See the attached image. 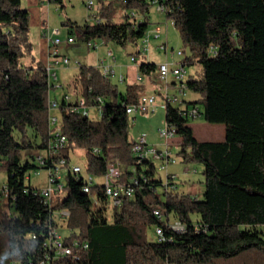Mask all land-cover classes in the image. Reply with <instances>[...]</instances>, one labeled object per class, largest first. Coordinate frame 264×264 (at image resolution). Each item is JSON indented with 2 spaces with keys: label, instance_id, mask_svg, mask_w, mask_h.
I'll return each instance as SVG.
<instances>
[{
  "label": "trees",
  "instance_id": "16d2710c",
  "mask_svg": "<svg viewBox=\"0 0 264 264\" xmlns=\"http://www.w3.org/2000/svg\"><path fill=\"white\" fill-rule=\"evenodd\" d=\"M53 1L63 4V0ZM100 1L101 22L79 25L68 20L66 24L80 29L85 40L121 45L138 44L147 34L148 0L123 3L121 21L115 20L119 13L116 0ZM164 1L171 9L166 16L179 29L184 44L191 47L192 53L184 56V62L201 65L199 76L188 77L189 89L199 95L191 103H203L201 114L207 122L225 124L226 137L222 141L197 139L180 107L168 105L165 118L177 126L183 138L184 161L204 165L203 199L178 193L175 188L165 202L160 201L155 189L162 188V180L149 160L145 167H136L151 179L114 209L104 184L96 179L107 172L111 152L119 155L125 170L123 180L134 173L130 167L135 164V139L130 138L126 103L136 102L144 85L129 83L122 93L103 75L101 67L79 66L72 90L76 98L83 95L89 106L103 97V114L85 115L73 109V100L57 98L61 104L56 112L67 135L66 146L59 153L67 158L65 195H55L53 205H46L27 182L30 170L37 166L30 160L23 162L21 153L34 147L47 148L49 99L56 89L49 85L45 65L23 63L34 50L29 10L22 0H0V170H6L11 194L16 197V215L0 204V231L9 237L8 259L0 264H31V260L37 264L49 226L59 224L53 219V209L70 211L67 227L72 232L67 240L78 238L89 243L80 259L66 257L55 264H264V236L250 228L264 227V0ZM138 11L144 19L138 18ZM156 70V62L142 60L139 64L140 75L149 76L151 82ZM30 130L38 141L30 137ZM79 148L85 150L87 175L83 169L79 174L69 169ZM90 175L95 180L88 192L84 184ZM158 204L169 219L172 215L183 220L187 231L170 232L172 241L150 240L151 226L166 225L152 212Z\"/></svg>",
  "mask_w": 264,
  "mask_h": 264
},
{
  "label": "built area",
  "instance_id": "2783aa9c",
  "mask_svg": "<svg viewBox=\"0 0 264 264\" xmlns=\"http://www.w3.org/2000/svg\"><path fill=\"white\" fill-rule=\"evenodd\" d=\"M122 4L127 2V0H121ZM152 3L158 5V9L161 12H169L171 9L164 0H153ZM86 5L89 10L88 17L93 22H101L100 10L101 6L96 4L95 0H86ZM132 14H135L133 11ZM60 33L58 28L54 29L53 38H50V33H47L49 39H51V44L49 46V60L46 62L45 67L48 72L49 85L53 89H58L63 87L59 80V74L57 72V67L68 66L70 64V56L62 52V42L63 40L57 35ZM77 35H69L66 39L67 43L75 42ZM157 41L155 49L158 51H164L166 54L178 55L182 57L180 61H169L166 59L157 64V70L155 75V84L151 91L143 90L139 93L138 100L134 103H126L127 112L129 114H149L153 113L158 106L166 108L168 105H176L180 107V112L183 116L187 118H196L201 115V109L199 105L192 104L187 101V93L189 89L188 86V72L186 68V63L184 62V51L183 49L176 50L175 47L170 46L169 40L163 33L161 26H156L153 29H149L147 34L138 40L140 43L141 54L148 55L149 50L153 46V41ZM89 47L97 48L101 45H107V42L102 39H90L86 40ZM108 58L116 61V56L114 51L110 48L107 51ZM131 60L137 62V54L131 56ZM114 63L106 61L105 58L101 60L100 67L102 69L103 75L107 79H111L112 74H116L114 69ZM81 65V64H80ZM120 81L125 80L124 74L120 75ZM176 91L172 94L171 90ZM64 100L67 102H75L73 109L82 112L85 115H91L93 117H100L103 114V104H105V99L101 96L98 97V103L95 105H87L86 99L83 95H78L77 98L74 92H65ZM161 97V102L159 101ZM77 100V101H76ZM77 102V103H76ZM61 101L57 98L49 99V140L45 154L39 153L36 156L39 165L45 166L47 168L48 174L46 179V184L42 187H34L32 192L35 195H40L43 202L46 205H53V198L55 195L62 193L66 182L64 180V175L67 170V158L59 156V153L65 148L67 143V135L63 126L59 123V116L56 110L59 109ZM93 110L95 113H93ZM166 126L158 129L159 135L166 140V145L164 148H159L157 145H152L149 143L148 136L143 133L138 139H135L132 146V152L135 159V166L145 167L147 161L154 163V160L158 161L155 164L156 172H164V176L160 175L158 177L162 180V192L155 189V194L160 201L165 202L168 198V193L170 190L177 188L175 178L176 175L170 172L169 166L171 163H176L179 159L174 156L172 149L170 147V139L174 138L176 134L179 133L177 126L166 121ZM95 151H100L99 148H95ZM111 154V153H110ZM109 154V155H110ZM3 160L0 159V168L2 166ZM137 167L133 174L128 177V180H123L125 170L121 168V162L117 160H109L107 165V172L103 177V184L105 193L109 197L112 208L120 207L123 204L125 197L130 198L135 195L137 187L142 183H147L151 177L144 173L143 171H138ZM69 169L76 174H79L82 167L78 164H71ZM37 171V170H36ZM38 172V171H37ZM158 175V173H157ZM29 178V177H28ZM94 177L88 176L86 184H84V190L90 191L92 184L94 183ZM28 191L29 189L26 188ZM198 199L196 196H193ZM16 197L11 194V189L7 180L0 179V204L7 211L16 215L13 208V204ZM97 201V200H96ZM153 214L160 220L165 221L166 225L156 224L154 226V231L159 241H172L173 235L170 232L185 233L188 229V225L178 217L168 218L162 204H158L152 207ZM53 219H57L56 215L60 218H67L70 215L68 209H53L52 210ZM58 220V219H57ZM60 223L56 226L50 225L48 228V234L44 240V252L43 254L37 256V264H55L56 260L70 257L73 260H78L82 257L83 252L89 247L87 241L74 238L72 240H67L59 229ZM197 231L201 230V225L197 224L195 226ZM204 230L206 228H203ZM31 264H35L33 260L30 261ZM10 264H21L18 261H13ZM169 264V263H168Z\"/></svg>",
  "mask_w": 264,
  "mask_h": 264
},
{
  "label": "rangeland",
  "instance_id": "374dc122",
  "mask_svg": "<svg viewBox=\"0 0 264 264\" xmlns=\"http://www.w3.org/2000/svg\"><path fill=\"white\" fill-rule=\"evenodd\" d=\"M41 3H44L45 0H39ZM97 5H100V0H95ZM118 2L119 13L116 15L115 20L121 21L122 20V10L123 5L121 0H116ZM153 0H148L150 3V9L147 13V19L150 22L149 29H153L156 26H161L163 29V33L168 36L170 46L175 47L176 50L178 49H185V55H190L192 53L190 45H185L184 41L181 37V33L179 29H177L172 20H170L165 12H161L158 9V5L152 3ZM86 0H63V4L57 3L53 1L48 8L49 11V18H48V25L49 28L52 29V33L54 35V28L60 29V33L57 34L62 40V52L70 56V64L67 67L59 66L57 67V72L60 77V81L62 82L63 87L58 88V96H61L68 91H71L75 85V81L79 75V66L81 64L85 65H95L101 59L105 58L107 63L111 62L114 63L112 58H108L106 50L112 49L114 54L117 58L114 64V69L116 70V74L111 75V81L113 84L118 85L120 87V91L125 93L127 85L135 81V75L137 74V66L131 60L132 54L135 52L140 51V43L139 44H127L121 45L116 42L109 41L108 45H101L97 48L89 47L86 40L82 37L78 38L75 42H71L69 44L66 43L67 36L71 27L69 24H66L68 20L74 21L79 25L86 24L87 19V6L85 4ZM27 5V4H26ZM25 5V6H26ZM138 18L144 19L145 15L138 11L137 13ZM35 29V26H34ZM36 30V29H35ZM154 49H150V56L149 59L152 62H160L165 58L166 53L164 51H157L156 53L153 51ZM101 52V55H100ZM183 56V57H184ZM140 60L144 59V56L140 55ZM197 58V57H196ZM169 61H180L182 57L175 55V57L169 56ZM196 60V59H195ZM188 77L190 75L199 76V71L201 70V65L195 61L193 64L186 65ZM125 74L128 75L129 78L127 80L120 81V75ZM62 77V78H61ZM147 91H151L147 89ZM172 94H175L176 91L174 89L171 90ZM190 90H188L189 92ZM188 94V93H187ZM161 97H159V101H161ZM201 111L204 109L203 103H198ZM93 113L95 111L93 110ZM166 109L158 106L153 113L149 114H129V134L130 138L138 139L143 133H146L147 136L151 141H149L152 145H157L159 148H164L166 145V140L159 135L158 129L161 127L166 126V118H165ZM206 122L204 115L201 114L196 118H190L188 124L195 128V135L197 138L200 137H209L211 135L216 136L219 132L215 131V129L207 128L204 124ZM30 137L38 141V138L35 136L33 130L29 131ZM148 139V140H149ZM182 136L181 134H176L174 138L175 142H170V147L174 156L178 157V161L176 163H171L169 166L170 172L176 175L175 182L177 188L175 189L176 192L181 194H188L192 193L191 195L199 196V199H203L204 191H205V182H204V165L198 161H189L185 162L183 154L181 153V142ZM170 141V140H169ZM178 141V142H177ZM180 141V142H179ZM39 153L45 154V149H39L37 147L30 148L25 150L21 153L22 161L26 162L30 160L33 164L37 166V168H32L30 170L29 178H27V182H29L33 187H42L46 184L47 179V168L42 167L39 165L38 161L35 159ZM111 160H117L121 162L119 159V155L111 152L110 154ZM72 164H78L83 169V174H86L85 165H86V155L85 150L79 148L76 152L72 155ZM155 164H158L157 160H154ZM135 165L130 167L131 170H135ZM121 168L124 167L121 164ZM38 172H37V171ZM67 171V170H65ZM157 176H164V172L157 171ZM87 175V174H86ZM0 179L6 180L7 179V172L5 169L0 170ZM65 179V178H64ZM96 182L103 183V178H97ZM159 192H162V188L159 187ZM65 195V192L62 193ZM111 207V206H110ZM114 208V209H118ZM113 214L112 210H110V215ZM60 226V232L64 236H69L71 234V230L67 227V218H60L59 215H56ZM172 218V215H171ZM193 218H197V215H193ZM254 229H258L262 232L264 236V227L257 226V227H250ZM149 239L155 241L157 236L154 231V227L151 226L148 231ZM8 233L6 231H0V263L5 262L8 259Z\"/></svg>",
  "mask_w": 264,
  "mask_h": 264
},
{
  "label": "crops",
  "instance_id": "0c3cea01",
  "mask_svg": "<svg viewBox=\"0 0 264 264\" xmlns=\"http://www.w3.org/2000/svg\"><path fill=\"white\" fill-rule=\"evenodd\" d=\"M22 4L30 12V19H31V21H30V39H31V42H32L33 47H34L33 56L24 57L23 63L24 64H31V63L40 62L41 64L45 65L46 62L49 60L48 52H49V46L51 44V39H49V37L47 36V33H50V38H53V37L56 36L55 34L53 35V33H52V29L53 28L50 29L49 25H48V18H49L48 8H49V6L51 4H53V0H45L44 3H41V1H39V0H22ZM85 4H86V2H85ZM99 6H101V8H102V3L101 2H100ZM88 14H89V10L87 8V15ZM86 22H90L91 23L93 21L91 19H89V17L87 16ZM34 26H35L36 30L34 29ZM71 29H73V30L69 31L68 36L69 35H77L78 38L81 37L82 33H81L80 29H78L77 27H72ZM68 36H67V38H68ZM166 37L168 38L167 35H166ZM67 44H69V43H67ZM156 44H157V41L156 40L153 41V46L151 48V49H154L153 51L155 53L158 51L157 49H155V45ZM107 45H108V43H107ZM107 51L108 50H106V52ZM150 52L148 53V55H145V54L143 55L142 54L144 56V59H141V60L139 58L140 55H137L138 61L137 62L133 61V63L136 64V66L138 68L137 69L138 71H137V74L135 75V81H132L130 83H141V84H143L144 85V89L143 90L153 89V86L155 84L154 83L155 80L153 82H151L149 80V76H143V75H140V73H139V64H140V62L142 60H150L149 59ZM133 54H135V52ZM100 55H101V52H100ZM170 55L172 57H175V55L173 56L172 54H166L165 58L163 60H161L160 62L168 59ZM101 60L95 65L100 67ZM116 60H117V58H116ZM160 62H157V64L160 63ZM65 67H67V66H65ZM155 75H156V72H155V74L153 76L154 79H155ZM124 76H125V80H127L129 78L128 75L124 74ZM59 80H60V77H59ZM60 82L62 83L63 81H60ZM52 95H53V97L61 99L58 96V90L57 89L53 91ZM198 98H199V95L194 93L192 90H190L188 92V94H187V101L188 102L196 101ZM204 124L206 125L207 128L215 129V131H218L219 133L216 136L211 135L209 137H200V138H197V139H199L201 141H205V140H208V141H222V140L225 139V137H226V125L225 124H212V123H209L207 121ZM191 127L194 130V135H197L196 132H195V128L192 125H191ZM148 139H149V137H148ZM149 141H151V140L149 139ZM182 141H183V138L181 139V142ZM170 142H175V141L170 139ZM188 194L191 195L192 193H188ZM191 196H193V195H191ZM197 198L199 199L198 195H197Z\"/></svg>",
  "mask_w": 264,
  "mask_h": 264
}]
</instances>
